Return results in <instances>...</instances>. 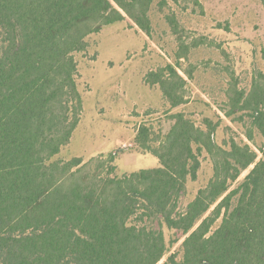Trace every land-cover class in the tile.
Returning <instances> with one entry per match:
<instances>
[{
	"label": "trees",
	"instance_id": "1",
	"mask_svg": "<svg viewBox=\"0 0 264 264\" xmlns=\"http://www.w3.org/2000/svg\"><path fill=\"white\" fill-rule=\"evenodd\" d=\"M170 2L179 0H0V264H160L181 240L163 264H264V71L247 91L230 85L222 110L254 148L219 145L218 125L177 113L168 129L147 122L136 133L158 168L119 176L118 153L56 159L84 112L76 54L126 18L153 38L154 6L181 42ZM185 55L145 77L172 109L188 103ZM202 151L214 175L183 208Z\"/></svg>",
	"mask_w": 264,
	"mask_h": 264
},
{
	"label": "rangeland",
	"instance_id": "2",
	"mask_svg": "<svg viewBox=\"0 0 264 264\" xmlns=\"http://www.w3.org/2000/svg\"><path fill=\"white\" fill-rule=\"evenodd\" d=\"M169 10L181 24V42L154 6L150 13L153 38L126 18L90 36L88 50L76 54L84 112L71 143L56 159L84 157L88 161L102 152L118 153L115 165L119 176L158 168L156 157L144 155L135 147L134 135L147 122L156 126L162 123L168 129L171 124H166L167 118L177 113L187 114L198 126L208 119L218 125L215 140L219 145L234 139L255 147L246 138L244 126L227 118L222 110L230 85L247 91L254 75L264 71V0H179L177 4L170 2ZM182 43L186 47L183 50ZM185 52L178 71L187 81L188 103L172 109L158 86L145 84V77L168 64L175 65L178 55ZM186 71L192 72V78ZM116 141L123 143L113 150ZM200 160L197 179L188 181L183 208L213 178L214 166L208 153L202 151ZM248 174L249 170L244 172L232 190ZM166 235L169 241L167 230ZM182 243L174 245L160 264L169 255L180 254Z\"/></svg>",
	"mask_w": 264,
	"mask_h": 264
},
{
	"label": "crops",
	"instance_id": "3",
	"mask_svg": "<svg viewBox=\"0 0 264 264\" xmlns=\"http://www.w3.org/2000/svg\"><path fill=\"white\" fill-rule=\"evenodd\" d=\"M125 21H126V20H125ZM162 98H163V97H162ZM79 125H80V124H79ZM137 131H138V130H137ZM136 133H137V132H136ZM134 136L136 137V135H134ZM134 136H133V137H134ZM134 139H135V138H134ZM121 143H123V141H116L113 150H115L116 148H118V147L120 146ZM134 144H135V143H134ZM113 152H114V151H113ZM107 154H108V153H106V152H102V153H99L98 155L100 156V155H107ZM98 155H96V156L93 155V156H91L90 158L92 159V158L98 157ZM144 155H150V154H144ZM79 158H80V157H79ZM83 159L86 160V158H84V157H83Z\"/></svg>",
	"mask_w": 264,
	"mask_h": 264
}]
</instances>
